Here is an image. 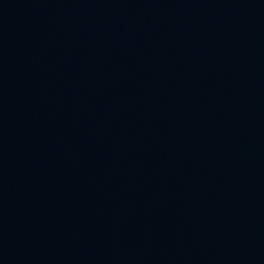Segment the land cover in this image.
Returning a JSON list of instances; mask_svg holds the SVG:
<instances>
[{
    "label": "water",
    "instance_id": "1",
    "mask_svg": "<svg viewBox=\"0 0 264 264\" xmlns=\"http://www.w3.org/2000/svg\"><path fill=\"white\" fill-rule=\"evenodd\" d=\"M0 264H264V0H0Z\"/></svg>",
    "mask_w": 264,
    "mask_h": 264
}]
</instances>
